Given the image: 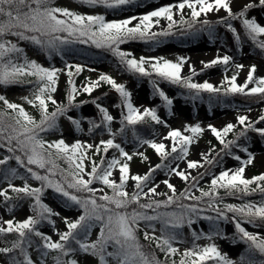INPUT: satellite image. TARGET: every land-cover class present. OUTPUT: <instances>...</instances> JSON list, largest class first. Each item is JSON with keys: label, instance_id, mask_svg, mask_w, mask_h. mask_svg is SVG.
Here are the masks:
<instances>
[{"label": "snow or ice", "instance_id": "1", "mask_svg": "<svg viewBox=\"0 0 264 264\" xmlns=\"http://www.w3.org/2000/svg\"><path fill=\"white\" fill-rule=\"evenodd\" d=\"M81 2L104 11H80L56 0H0V85H29L28 93L18 100L0 93V147L6 150L0 154V208L9 214H0V264H48L49 257L52 264H177V258L178 264H264V231H251L245 226L264 229V170L246 175V168L254 166L257 159L247 143L249 133L258 135L264 143V126L257 124L260 121L264 125V74H257L256 62L245 64L236 58L247 42L252 52L264 59V22L251 14L264 12V0H167L143 11H136L144 7L142 0ZM109 10L121 15L106 18ZM221 10L223 15L219 14ZM209 13H215L214 17ZM162 20L166 22L163 25ZM177 26L188 34L207 33L213 42L222 27L231 34L235 48H217L210 59L199 61L202 67L198 68L186 55L178 54L174 59L137 56L121 47L130 41L147 42L150 48L158 46L169 35L182 34ZM20 41L37 46L48 59L67 57L65 49L77 43L105 49L118 70L147 78L153 94L161 98L170 114L174 100L160 81L180 86L192 98L202 99L201 94L207 92L210 104L230 94L253 97L251 102L260 104L259 114L253 118L250 106L234 105V119L221 126L196 121L173 127L158 113V106L134 103L126 82H118L109 72H100L95 79L86 77L78 85L76 77L88 65L66 58L63 67L46 66L30 58ZM186 64L188 74L184 75ZM213 65L222 69L218 82L193 78ZM241 70L245 74L238 81ZM61 73L67 76L64 100L55 95ZM104 83L118 94L113 105L119 109L116 114L102 102L105 93L91 95ZM86 103L94 105V116L71 114ZM25 104L33 106L38 117ZM61 116L80 137L67 138L59 123ZM117 121L119 126L114 127ZM138 123L148 124L152 131L141 134ZM156 124L167 129L160 139L153 135ZM129 129L136 145L132 151L123 143ZM206 129L223 147L209 141L210 147L199 153L200 159H189L190 146ZM49 134L55 138L45 139ZM84 134L89 138L84 139ZM165 141L169 142L167 146ZM143 145L154 149L159 162L150 163L143 172H133L134 156L149 160L144 151H139ZM109 149L118 154L106 155ZM225 153L237 161L234 167L223 164L221 156ZM166 157L186 160V169L179 163L166 165ZM59 160L68 166H60ZM218 165L220 170L213 171ZM161 168L167 170L168 177H180L184 188L178 191L170 179H165L162 183L169 191H158L154 170ZM205 176L209 177L206 187L201 186ZM18 179L22 183H16ZM49 188L65 208L75 210L73 215H64L46 202ZM219 189L242 198V202H227ZM253 193H259V199L247 198ZM24 201L29 202L30 214L17 218L15 209ZM201 216L211 222L208 231L192 228ZM54 217H60L63 228L57 226ZM221 222H231L234 231H226ZM44 223L51 225L56 238L41 230ZM141 231L149 245L141 242ZM201 239L207 243H198ZM220 239L232 244L239 241L245 247L233 257L222 250L217 243Z\"/></svg>", "mask_w": 264, "mask_h": 264}, {"label": "rangeland", "instance_id": "2", "mask_svg": "<svg viewBox=\"0 0 264 264\" xmlns=\"http://www.w3.org/2000/svg\"><path fill=\"white\" fill-rule=\"evenodd\" d=\"M58 4H63L67 5L73 8H76L80 11H87V12H92V11H104L103 8H98V7H87L85 4L81 2V0H56ZM144 7L136 9V11H143V10H148L153 6H157L160 3L167 2V0H142ZM223 15V10L219 13ZM252 15H256L258 19H260L262 22H264V12H260L258 10L253 11L251 13ZM121 13L115 14V13H110L108 12L106 18H117ZM215 13H209L210 17H214ZM165 21H161V24H165ZM219 38L215 40V42H200V43H193V44H183V45H178L174 42H167L162 45H159L156 49L151 50V51H145L141 49V44L138 45H129L127 42L121 47L124 48H129L131 49L137 56L140 55H164L169 58H175L176 55L182 54L191 57V61L193 64L196 65V67H202V65L199 63L200 60H206L210 59L215 53L217 48L223 47L225 49H234L230 44L225 43L223 39ZM223 41V43H222ZM27 55L30 58L37 59L39 62L44 63L46 66H51L55 65L57 67H63L64 63L57 61L54 64L48 65L45 60L41 57V55L35 53L32 50H29L27 52ZM237 60L239 62H243L245 64H250L252 62H256L258 64V70L257 74H264V59L261 57L255 55L252 52L251 45L247 42L244 43L242 50L237 52L236 56ZM73 62L77 61L74 59H70ZM80 62V61H77ZM89 67L85 69L83 73L78 75L76 77V82L79 85L82 81L85 80L86 77H92L95 79L100 72H105L108 71V68L106 65L102 63H95V64H89L86 61H82ZM94 68L96 71H91L90 69ZM182 74L187 75L188 74V65H185V68L182 70ZM229 74H231V69L229 70ZM245 72L244 70L240 71V75L237 77L238 81L242 80ZM222 75V69L218 65H213L210 66L207 69H204L203 72H197L196 75L193 77L194 79L197 80H203L205 78L210 79L212 82H218L219 78ZM118 82H126L127 87H129L133 93V102L136 103L137 105H143V106H158V113L164 118L167 119L169 124L173 127H180L182 126L185 122H192L195 123L196 121L202 122L203 125H206L208 123H213L217 126H221L224 123H226L229 120H233L236 111L234 108V105L244 107L246 105H241V104H228V103H219L212 101L211 104L209 102H204L203 100H192L190 97L186 96L185 91H179L178 89H174L173 87L167 85L164 82L160 81L161 87L168 93L170 97L173 98L174 103L172 105V110L171 114L169 113L168 108L164 106V104L161 102V98L158 95L153 94V89L152 85L149 83L148 79L144 80H131L128 79L125 76H115ZM67 88V76L66 73H61L60 75V82L58 85V91L55 94L58 99L64 100L65 99V91ZM29 87H26L24 89H19L17 86H11L7 87L5 89V94L12 99V100H18L20 96L25 95L28 93ZM109 90H114V89H109ZM101 93H105L103 84L101 85L100 88L95 89L93 93L91 94L93 97L99 96ZM82 96H86V94H82ZM80 98V97H78ZM118 100V95L117 93H109L107 100H103L102 102L105 103L107 106H109L110 110L113 111L114 114L118 113L119 109H116L113 107V105L117 102ZM261 103H264L262 101ZM252 108V111L249 113L253 118H255L256 115L259 114V108L260 104H253V105H248ZM25 107L32 112L34 115H37L38 117V112L36 109L31 106L25 104ZM52 105H49V108L51 109ZM82 112L84 116H91L95 114V109L94 105L90 103H86L84 105H81ZM73 110H71V114H73ZM60 119L62 120L63 123V129H65V132L67 133V138L73 139L80 137V133L78 135L74 134L73 129L70 127V122L67 121V119L64 116H61ZM85 127H87V122H84ZM117 122L114 124V127L117 126ZM257 124L260 126L261 125L260 121H257ZM159 125V131L154 133L153 135L156 136L157 139H160V137L167 131V129L163 125ZM55 138L54 135L49 134L45 136V139H51ZM84 139H88L89 136L87 134L83 135ZM215 136L211 133L210 130L206 129L204 134L199 138V140L195 143H193L190 146V151L188 158L189 159H200V152H204L207 150L208 147H210L209 141H211V144H216L213 142ZM119 140L120 137H117ZM124 146L126 147L127 150L132 151L136 149V145L132 143L130 134L128 132V139L123 141ZM166 146L169 143L168 141H165ZM248 145L251 150L255 151L257 153V159L254 162L253 165H249L246 168V175H252L253 173H258L259 171L264 170V167L261 166V161H264V143L261 142L260 137L258 135H254L250 132L249 135V141ZM139 151H144L145 154L149 157L148 161H143L139 156H134L133 160L131 162V170L133 172L140 171L143 172L147 170V168L150 166V163H158V155L155 153L154 149H152L148 145H143L139 148ZM241 152V151H239ZM109 154H118L117 151H111L107 153ZM241 155H244L241 152ZM98 158V157H97ZM87 163V162H86ZM176 163H179L180 167L182 169H186V160H174L170 164L172 166H175ZM223 164L227 167H234L237 164V161L234 160L233 157L227 155V157L223 160ZM188 171H192L193 174H195V171L192 169H187ZM220 166L218 165L216 168L213 169V171H219ZM114 174L118 175V170L114 171ZM154 178L156 182L159 184L158 191L163 192V191H169L166 187L165 184L162 183L163 180L165 179H170L173 184L176 185L177 190H181L184 188L185 183L184 181L173 174L171 177H168L167 172H158L154 174ZM209 179V177L205 176L204 179L201 181V186H207L206 181ZM16 183H21V182H16ZM129 186L131 188L132 181L130 180ZM95 186V184H94ZM196 191V194L199 195L198 190ZM47 192V195L44 197L46 202L50 203L54 208L57 210L61 211L64 215H73L75 210L74 209H69L65 208L64 206L60 205L58 202L54 200L52 196ZM158 198V197H157ZM257 200V199H254ZM227 202H237L236 200L233 199H227ZM28 201H24L20 206H18L15 209L14 214L16 215L17 218H24L27 214H30L29 209H28ZM0 214L5 215L6 217L9 216L7 211L3 208H0ZM231 215V213H229ZM54 219L57 220V226L60 228H63V221L60 219V217H54ZM245 226L248 227L249 230L251 231H262L260 228H255L252 225H249L245 223ZM210 227V221L207 220L205 217L201 216L197 218L192 225V228L195 230H204L208 231ZM221 227H223L226 231L232 232L234 231V227L231 224V222H221ZM186 230H188L187 226L184 227ZM41 230L48 232L56 238V234L53 231L51 225H41ZM98 231L97 229H94L93 232V238L95 237V233ZM200 244L207 243L206 240L201 239L198 241ZM217 243L221 246L222 250L229 252V254L233 257H236L239 255L241 251H243L245 245L242 242H237L236 244H232L227 240H217ZM34 251V250H33ZM36 253V252H34ZM37 253L33 255L34 258H36ZM2 254H0V259H2ZM48 264H51V257H49Z\"/></svg>", "mask_w": 264, "mask_h": 264}, {"label": "trees", "instance_id": "3", "mask_svg": "<svg viewBox=\"0 0 264 264\" xmlns=\"http://www.w3.org/2000/svg\"><path fill=\"white\" fill-rule=\"evenodd\" d=\"M177 28H178V33H182V34H171L168 37L164 38L159 45H162V44L167 43V42H175V43H178V44H188V43L201 42V41L212 42V41L209 40L207 33H200V34L193 35V34H188L185 29H179V26H177ZM219 36H221L220 38L223 39L225 43H228L232 47H235L234 41L231 38V34L226 32L222 27L219 29ZM20 43L25 48L26 53L29 50L34 51L35 53L41 55V57L49 65L54 64L57 61L64 62L66 58L67 59H75V60L86 61L87 63H90V64L102 63V64H104V65H106L108 67V72L110 74H112L114 77H115V75L119 74V75H125V76H127L129 78L137 79L139 81L146 79V78H138L137 76H135V75H133L131 73L118 70L117 67H116L115 59L112 57L111 53L107 52L105 49H98L94 45H85V44H82V43H77L74 47H70V48H66L65 49V51L67 53V57L56 55L52 59H48L46 53L41 51L37 46H35V45H33V44L29 43V42H26V41H20ZM127 43L129 45L141 44L142 48H144L146 50H153V49H156L159 46V45L158 46H153V47L150 48L149 44L147 42H144V41H130V42H127ZM161 82H164L167 85L173 87L174 89H178L179 91H181V90L185 91V92L187 91L185 89H182L180 86L172 84V83H170L168 81H161ZM11 86H17L19 89H24L26 87H29V85H26V84L25 85L12 84V85H7V86L0 85V93H4L5 89L7 87H11ZM103 86H104L105 90L109 89V87H110V85H108L107 83H104ZM201 95L203 97L202 99L201 98H192V97H190V98L192 100H194V99L198 100L199 99V100H203L204 102H209V94L207 92H204ZM105 98H106V96H105ZM253 99H254L253 97H247V96H244V95H241V94H230L227 97H223L221 101H217L216 99H213L212 101L219 102V103L241 104V105L248 106V105L256 104V103H252L251 102ZM73 110H74L75 116H77V117L83 116L81 106H80L79 109H73ZM59 123H60V126L63 128V124H62L60 119H59ZM118 126H119V124H118ZM136 127H137V131L140 132L141 134H144V135H147L148 132L152 131V129L149 127L148 124H139L138 123ZM158 130H159V125L156 124L155 132H157ZM73 131H74V133L76 135L79 134V133H76L74 129H73ZM128 131L130 133V137H131V140H132V130L129 129ZM229 135H231V134H229ZM215 142L218 143L219 147H223L222 145L219 144V142L216 140V138H215ZM114 150L115 149H112L111 151H114ZM5 151H6L5 149L0 147V154H3ZM233 151L238 152V151H241V150L233 147ZM226 157H227V153L222 155L221 159L224 160ZM159 159L160 158L158 157V161H159ZM174 160H175L174 157L171 158V159L166 157L165 160H164V163L166 165H168ZM57 163L60 164V166H62V167H67L68 166L67 162L64 161V160H59ZM14 164H15V162L13 161V165ZM166 171L167 170L165 168H161L159 170H154V174L158 173V172H163L164 173ZM254 174H257V173H254ZM58 176H59V174H57V178H58ZM17 181H20V180L18 179ZM20 182H22V181H20ZM33 183H39V182L38 181H33ZM47 190L49 191L50 196H52L56 202H58L60 205L64 206L61 203L58 195L55 194L52 189L49 188ZM219 191L222 194H224V198L225 199L228 198V197L236 198V197H233L231 195L225 194V190L224 189H219ZM254 197L259 199V193L248 194V196H247L248 199H253ZM159 198H163V197H159ZM236 199L238 200L236 203L242 202V198H236ZM209 214H211V213H209ZM42 225H49V224L44 223ZM184 231L186 232L185 229H184ZM140 239H141L142 243H144L145 245H149L148 241H144L142 231L140 232ZM34 252L35 251H33V253H32L33 255L36 254ZM161 256H162V254H161ZM51 264H52V261H51ZM177 264H178V258H177Z\"/></svg>", "mask_w": 264, "mask_h": 264}]
</instances>
